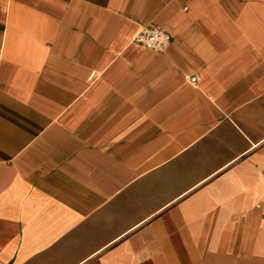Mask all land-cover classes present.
I'll return each mask as SVG.
<instances>
[{"label":"crops","instance_id":"1","mask_svg":"<svg viewBox=\"0 0 264 264\" xmlns=\"http://www.w3.org/2000/svg\"><path fill=\"white\" fill-rule=\"evenodd\" d=\"M0 264H264V0H0Z\"/></svg>","mask_w":264,"mask_h":264},{"label":"built area","instance_id":"2","mask_svg":"<svg viewBox=\"0 0 264 264\" xmlns=\"http://www.w3.org/2000/svg\"><path fill=\"white\" fill-rule=\"evenodd\" d=\"M134 40L147 48L162 52L170 44L171 35L164 26L156 23H149L140 28ZM189 81L192 84H196L198 82V76H190Z\"/></svg>","mask_w":264,"mask_h":264}]
</instances>
